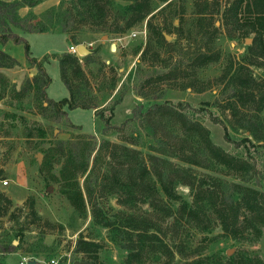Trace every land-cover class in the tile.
<instances>
[{"label": "trees", "instance_id": "trees-1", "mask_svg": "<svg viewBox=\"0 0 264 264\" xmlns=\"http://www.w3.org/2000/svg\"><path fill=\"white\" fill-rule=\"evenodd\" d=\"M42 1L0 0V41L23 42L29 66L37 68V72L27 77L19 89H12L14 96L20 98L32 92L39 101L42 113H48L55 121L67 116L68 109L89 108L102 118L103 135L111 129L123 132L135 123L140 127L142 125L144 134L152 140L145 155L136 148L112 142L105 137L97 142L93 135L86 136L87 139L58 140L54 151L46 153L44 164L50 162L49 155L54 156L55 152L64 158L60 176L66 185L61 190L71 204L78 211L84 212L87 202L93 221L107 228L109 239L127 251L121 264H140L148 260H162V264H171L176 253L180 257L178 264H264V259L258 255L241 252L237 256L222 257L215 253L203 254L204 250L197 247L184 252L185 246L181 241L171 240L169 244L165 240L170 237L175 239L181 229L192 228L204 233L210 232L216 225L221 229L220 236L226 238L257 241L264 235V190L259 187L264 181V117H258L259 111L264 109V78L255 77L248 67L254 65L264 68V0H231L229 9L223 13L222 23L229 38L246 37L254 32L252 43L247 45L251 55L249 61L245 64L239 63L233 69L230 64L220 78L221 82L231 70L222 90V94L229 92L228 98L221 106L223 110L230 111V128L242 129L247 134L234 138L219 117L211 111L207 113L211 121L222 125L223 138L238 149L235 153L216 145L201 117L196 116L198 111L181 101L174 104L169 100L156 101L151 98L152 101L146 106L137 103L132 108L131 115L119 125H111L114 106L122 99L121 96L109 105L108 95L98 100L92 94L93 86L80 58L71 51L53 55L58 61L60 76L68 95L58 100L49 98L46 87L50 77L43 65L49 61V56L40 59L30 56L28 43L16 30L48 32L57 27L66 34L69 43L75 45L76 34L83 30L125 32L142 22L153 11V7L152 0H59L57 4L47 7L39 14L31 10L24 15L19 13L20 8H32ZM196 2L199 4V1ZM243 3L251 12V17L249 21L240 23L237 9ZM203 4L197 11L201 15L207 13V0ZM240 26H244V29L238 35ZM147 28L148 39L142 49L140 47L136 50L135 53L140 51V55L136 66L128 72V78L137 74L136 69L142 59L153 60L152 63L160 59L152 41L160 46L170 44L162 30L149 20ZM200 34L205 38L206 32L200 31ZM218 56L216 52L204 51L195 59L182 56L177 61L170 62L169 57L160 65V68L168 67L169 70L157 73L154 79L184 77L187 73L182 66L186 61L193 59V66L201 67L216 61ZM17 65L15 58L0 49V67L12 68ZM146 73L145 71L139 87L133 88L137 95L150 99L149 86L154 79ZM0 83L4 84L1 75ZM187 86H191V83ZM114 87L115 81H112L110 88ZM145 87L148 90L145 91ZM205 88L202 85L198 90ZM104 110H108L107 115H104ZM37 136L44 137L45 130L39 128ZM139 138L137 133L131 137H122L121 141L138 145ZM72 145L76 146V151ZM65 146L67 151H64ZM95 149L96 157L103 151L106 153L109 165L99 181L96 177L92 185L94 165L89 170L88 166L89 157ZM261 154L263 159H260ZM195 167L208 171L197 173ZM78 173L85 175L84 190L79 185ZM221 175H232L238 179L227 180ZM179 184L188 187L190 199L184 198L177 191ZM96 194H115L117 203L123 206L137 202L146 203L149 213L135 215L123 213L122 210L109 213L100 206ZM1 202L5 206L0 215L6 212L7 204L11 202L0 191ZM30 212L35 215L32 208ZM166 219L170 221L163 229L162 222ZM168 228L175 229L174 235L167 236L170 231ZM205 236L209 239V235ZM217 237L218 235L212 236L209 242L215 241ZM16 247L10 241L1 252H13ZM100 247L98 241L87 239L79 232L73 250L88 258L86 264H105L98 258ZM0 264H5L1 258Z\"/></svg>", "mask_w": 264, "mask_h": 264}, {"label": "rangeland", "instance_id": "rangeland-1", "mask_svg": "<svg viewBox=\"0 0 264 264\" xmlns=\"http://www.w3.org/2000/svg\"><path fill=\"white\" fill-rule=\"evenodd\" d=\"M58 1L43 0L32 8L27 6L20 8L19 13L24 15L31 10L39 14L47 7L57 4ZM116 1L126 2L124 0ZM196 1H199V4ZM230 1L207 0V13L201 15L197 11L204 6V0H152L153 11L142 22L135 24L125 32L104 33L87 29L76 34L77 44L82 43L90 50L86 55L78 53L76 49L74 53L80 58L82 67L91 81L92 94L96 95L98 100H102L108 95V105L120 96L122 98L114 106L110 120L111 125H119L131 115L132 108L137 103L146 106L152 101L151 98L156 101L169 100L174 104L181 101L198 111L196 116L201 117L202 123L209 129L211 139L216 145L232 153L238 152L233 143L227 142L223 138L222 125L214 123L207 115L208 111H211L219 117L227 125L234 138H240L247 134L242 129L230 128L228 122L231 117L230 111L223 110V106H221L228 98L229 92L222 94V90L231 70L221 82L220 78L223 77L230 64L233 69L239 63L245 64L249 61L251 55L247 50V45L250 44L245 43V38L251 37L253 40L254 37V32H250L246 37L229 38L227 36L226 27L222 22L223 13L228 8ZM250 17L251 12L243 3L237 9V18L240 23H245L250 20ZM148 20L153 25H157L166 36H170L169 40L166 39L170 44L160 46L152 41L154 50L157 51L160 59L154 63L151 62L153 60L142 59L136 69L137 74L128 78V72L136 66V60L140 55V51L135 53L136 50L140 47L142 49L148 39ZM238 29L239 35L244 26H240ZM200 31L206 32L205 38H202ZM16 32L28 43L30 56L39 57L38 59L46 55L49 56V61L43 63L50 77V82L46 87L47 96L54 100L67 96V88L61 79L58 61L53 58V55L60 54L68 48L69 41L66 34L57 27L48 32H23L20 30H16ZM235 34L237 35V32ZM103 35L107 36L105 40H102ZM112 43L116 48L109 51ZM77 44L74 45V48ZM0 49L18 61L17 66L0 70V75L4 78V84L0 83V191L11 201L7 204L6 212L0 215L1 261L6 255V252H1L3 247L13 241L17 246L15 251L17 250L27 259L33 258L48 263L55 260L56 264H73L75 261H83L86 264L88 258L73 250L78 233L81 232L85 238L98 241L101 244L98 251L99 260L105 264H121L127 251L109 239L107 228L93 221L89 204L86 202L84 212L78 211L62 192L61 189L66 185L60 176L64 158L55 152L54 156L49 155L50 162L44 164L45 157L46 153L54 151L58 140L87 139L86 136L89 135H93L97 142L105 137L112 142L136 148L144 155L149 151L148 146L152 140L144 134L145 130L142 129V125L140 127L135 123L123 132L111 129L103 135L104 122L102 118L95 115L94 111L89 108L68 109L67 116L62 117L60 121L52 120L48 113H42L39 101L35 99L32 92L20 98H16L12 92L14 88L19 89L27 77H31L37 72V68L29 66L27 62L23 42L0 41ZM204 51L218 53V59L205 66H193V59ZM182 56L183 58H193L182 66L187 73L184 77L154 79L157 73H165L169 70L168 67L160 68L164 59L171 57L170 62H174ZM248 67L255 77L264 78V68L254 65H248ZM145 71L146 75H152L154 79L149 86L151 88L150 99L137 95L136 89L133 88L134 86L139 87ZM112 81H115L113 89L110 88ZM189 83L191 86H187ZM202 85L206 88L199 91L198 87ZM144 90H148V87H145ZM103 113L107 115L108 110H104ZM250 113L252 112L250 111ZM258 114V117H264V109ZM39 128L45 130L44 137L37 136ZM137 133L140 135L138 145L121 141L122 137H131L132 134L136 135ZM72 146L76 151V146ZM64 151H67V146ZM259 153L261 152L259 151ZM37 154H40V160ZM96 154L97 149L89 157L88 170L94 165L92 185L96 177L99 181L100 176L108 170L109 165L108 157L104 151L97 157ZM79 155L82 154L79 153ZM262 157L261 154L260 159ZM195 170L197 173L208 171L201 167H195ZM211 173L214 174V172ZM84 176L81 173L77 175L79 185L83 190ZM221 176L227 180L238 179L232 175ZM4 179L7 180V184H2L1 181ZM49 186L50 188H48ZM259 187L264 190V181ZM176 189L184 198L190 199L187 186L179 184ZM96 195L100 206L109 213L116 210L135 215L149 213L146 203L137 202L123 206L117 203L115 194ZM4 206L5 203L1 202L0 211ZM31 208L35 211V215L30 212ZM169 221L170 219H166L162 222V228L166 227ZM168 229L170 231L167 232V236L174 235L175 229ZM83 231L85 232L83 233ZM220 233L221 229L218 225L213 227L210 232L204 233L192 228L181 229L175 239L170 237L165 240L169 244L171 240L181 241L185 246L184 252L197 247L204 250L203 254L215 253L227 257L237 256L243 252L249 255H258L264 259V235L257 241H247L222 237ZM206 234L209 235V239L212 236L218 235V237L215 241L209 242V239L205 238ZM228 249H232L229 254L227 253ZM152 261L148 260L140 264H162V260L160 262ZM179 261V254L176 253L171 264H178ZM16 262L17 256L12 255L9 258V264Z\"/></svg>", "mask_w": 264, "mask_h": 264}, {"label": "water", "instance_id": "water-1", "mask_svg": "<svg viewBox=\"0 0 264 264\" xmlns=\"http://www.w3.org/2000/svg\"><path fill=\"white\" fill-rule=\"evenodd\" d=\"M106 38H107V36L106 35H103L102 40H105ZM166 39L169 40L170 39V36L167 35L166 36ZM251 41H252V38L251 37H246L245 38V43L246 44H251ZM115 48H116L115 44L112 43L111 46H110L111 51L115 50ZM76 51L78 53L82 54V55H86V54L89 53L90 50L84 44L78 43L76 45ZM37 157L40 160V154H37ZM48 188H50V186ZM84 232L85 231H83V233ZM231 251H232V249H228L227 250V253L229 254V253H231ZM26 264H44V262L43 261H38V260L33 259V258H29V259L26 260ZM73 264H85V262H83V261H75Z\"/></svg>", "mask_w": 264, "mask_h": 264}, {"label": "crops", "instance_id": "crops-1", "mask_svg": "<svg viewBox=\"0 0 264 264\" xmlns=\"http://www.w3.org/2000/svg\"><path fill=\"white\" fill-rule=\"evenodd\" d=\"M22 8H24V7H22ZM71 46H72V45L69 43V46H68V48H67L65 51H71V52H72V48H71ZM109 51H111V49H109ZM38 58H39V57H38ZM3 69H11V68L0 67V70H3ZM0 72H1V71H0ZM12 255L17 256V262H16L15 264H18L19 260H21L22 258H25L24 256L20 255V254L18 253V251L16 250V251H13V252L6 253V255L4 256V260H3V262H4L5 264H9V258H11Z\"/></svg>", "mask_w": 264, "mask_h": 264}, {"label": "built area", "instance_id": "built-area-1", "mask_svg": "<svg viewBox=\"0 0 264 264\" xmlns=\"http://www.w3.org/2000/svg\"><path fill=\"white\" fill-rule=\"evenodd\" d=\"M71 48H72L73 52L76 49V47L74 48V45H72ZM1 182H2V184H7V180H5V179L2 180ZM26 260H27V258H22L21 260H19L18 264H26ZM44 264H56V261L55 260H51L49 263L48 262H44Z\"/></svg>", "mask_w": 264, "mask_h": 264}]
</instances>
